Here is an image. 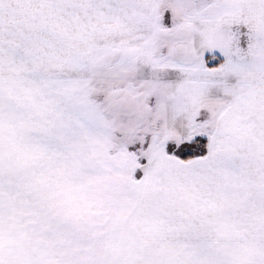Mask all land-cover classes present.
<instances>
[{
    "label": "snow or ice",
    "instance_id": "1",
    "mask_svg": "<svg viewBox=\"0 0 264 264\" xmlns=\"http://www.w3.org/2000/svg\"><path fill=\"white\" fill-rule=\"evenodd\" d=\"M0 264H264V0H0Z\"/></svg>",
    "mask_w": 264,
    "mask_h": 264
}]
</instances>
